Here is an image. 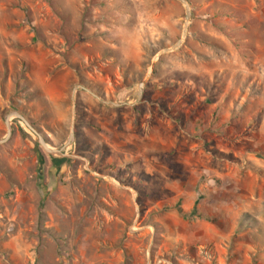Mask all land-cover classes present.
<instances>
[{
  "label": "rangeland",
  "instance_id": "rangeland-1",
  "mask_svg": "<svg viewBox=\"0 0 264 264\" xmlns=\"http://www.w3.org/2000/svg\"><path fill=\"white\" fill-rule=\"evenodd\" d=\"M186 2L0 0V139L78 156L11 120L0 264H264V0Z\"/></svg>",
  "mask_w": 264,
  "mask_h": 264
},
{
  "label": "water",
  "instance_id": "water-1",
  "mask_svg": "<svg viewBox=\"0 0 264 264\" xmlns=\"http://www.w3.org/2000/svg\"><path fill=\"white\" fill-rule=\"evenodd\" d=\"M180 1L186 5V13H187L186 17H187V19H189L190 15H191V12L189 10L188 3L186 2V0H180ZM184 32H186V29H185ZM181 43H182V40H179L177 42V44L173 48L166 49L164 52L171 51V50L179 48ZM140 86L143 87V83H140ZM91 94L93 96L97 97L100 102H103L105 104H109V102H107L105 100H102L96 94H94V93H91ZM110 104H112L114 106L124 105V103L116 104V103H113V102H110ZM12 119L19 120L20 122H22L26 126V128H28L33 134H35L36 137H37L39 145H41L44 148V150L49 155H51L53 157H59V158H78V156L67 154L65 152L66 148L68 146H70L73 143V141H74V130L73 129L71 130V133H70L65 145L63 147L59 148V149L54 148V147L50 146L47 143L46 139L43 137V135L20 112H18L16 110H9L4 115L3 120H4V123L6 125L7 132H6L5 137L0 139V145H3L5 143H7L9 141V139L11 138L12 134H13V126H12V123H11ZM49 146H50V148H49Z\"/></svg>",
  "mask_w": 264,
  "mask_h": 264
},
{
  "label": "crops",
  "instance_id": "crops-1",
  "mask_svg": "<svg viewBox=\"0 0 264 264\" xmlns=\"http://www.w3.org/2000/svg\"><path fill=\"white\" fill-rule=\"evenodd\" d=\"M252 195L250 194L249 196L253 197L255 196V201H251L250 202V205H262L264 203V189H260V188H254L253 190H251ZM248 196V197H249ZM245 198H246V195H245ZM254 198V197H253ZM246 202V201H245ZM246 205V203H245ZM258 221H259V228L260 229H264V217H259L258 218ZM255 228H258V226H255Z\"/></svg>",
  "mask_w": 264,
  "mask_h": 264
},
{
  "label": "trees",
  "instance_id": "trees-1",
  "mask_svg": "<svg viewBox=\"0 0 264 264\" xmlns=\"http://www.w3.org/2000/svg\"><path fill=\"white\" fill-rule=\"evenodd\" d=\"M9 110H16V111L20 112L25 117V115L16 108L5 107V108H3L2 113H6ZM68 160H69L68 158H54L53 163H54L55 167L59 168L63 163L67 162Z\"/></svg>",
  "mask_w": 264,
  "mask_h": 264
},
{
  "label": "bare ground",
  "instance_id": "bare-ground-1",
  "mask_svg": "<svg viewBox=\"0 0 264 264\" xmlns=\"http://www.w3.org/2000/svg\"><path fill=\"white\" fill-rule=\"evenodd\" d=\"M141 88H142V86H141ZM141 93V92H140ZM49 148H50V146H49Z\"/></svg>",
  "mask_w": 264,
  "mask_h": 264
}]
</instances>
